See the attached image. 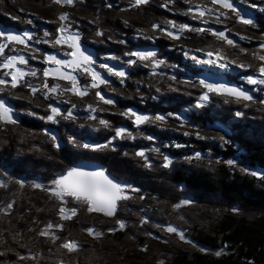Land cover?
<instances>
[{"label":"trees","instance_id":"1","mask_svg":"<svg viewBox=\"0 0 264 264\" xmlns=\"http://www.w3.org/2000/svg\"><path fill=\"white\" fill-rule=\"evenodd\" d=\"M77 1L83 5L86 3L88 9H92L89 10L91 16L97 19L89 24L92 27L91 40L83 41L85 34L80 25L72 23V30L79 31L88 48L106 56L113 55L116 58L113 63L125 65L129 75L123 84L118 83L120 91L113 92L119 93L118 107L104 105L96 98L83 101L99 109L102 107L103 113L100 111V116L96 114L97 120L103 115L105 117L102 118L110 123L109 128L99 125L102 128L93 132H87L88 129L83 125L89 123L87 113L83 110L77 111L76 116L81 118L80 121L59 118L57 122H47L41 119L49 114V103H59L66 112L75 104L71 101L78 100V97H69L71 93H65L62 101L58 96L46 101L40 93L33 96L26 86H18L17 89L0 86L3 87L0 97L23 111L17 115L13 113L17 118L15 125H0V174L7 172L13 178L28 182L23 188L14 182L9 183L7 188H0V208L13 203L8 215L0 212V253H3L0 255V264H158V261H163V264H249V261L252 264H264V179L241 171L246 168L264 173V112L256 109V104L260 103L256 100L255 103H237L233 97L209 94L210 99L202 108L195 107L202 90L198 84L192 87L182 82L187 76L198 77L206 71L201 66L187 62L182 54L195 44H200L203 33L185 31L179 40L168 37L163 40L152 31L153 23H160L159 18L170 15L162 6L166 0H149L139 7H131L134 0ZM172 1L174 3H170V6L173 11L183 3L182 0ZM7 2L14 7L8 6V9L16 10L12 17L17 19H3L0 13V23L22 32L29 31L42 41L55 38L59 25L56 13L53 20L46 18L40 23L35 7L52 5L54 14V7L59 9L61 6L52 0ZM109 4L111 7L107 6ZM205 6L214 8L216 5L207 0ZM184 13V17L181 15L182 18L176 20L198 27L199 20L193 19V13L188 10ZM263 13L254 11L256 27L240 23L236 14L234 20H227L229 24L224 22V17H220V23L216 22L215 16H205L203 19L208 21L207 26L231 30L232 37L238 39L240 46L251 44L255 38L253 52L258 55L263 51L259 48L260 42L264 41ZM135 15L138 18L142 16L143 20L133 30L135 26L133 23L130 26L128 22ZM28 20L32 23L28 24ZM40 26L49 28L48 32L52 35L43 37L44 31ZM97 30L104 35L97 36ZM120 40L125 43H119ZM42 45L47 46L49 51L59 50L50 44ZM15 47L20 49L21 54L30 55L23 45ZM153 47L158 57L166 62L160 68L161 72L157 70V75H150V67L143 68L142 63L138 62L132 67L126 64L129 57L125 56V52ZM38 65L42 74L44 64L38 62ZM258 67L252 65L242 69L233 65L230 71L222 73L229 82L240 85L242 78L258 74ZM2 75L3 70H0ZM170 75H175L177 80H170ZM190 81L195 83L198 79ZM28 82L39 87L44 81ZM48 83L50 86L60 85L61 88L68 86L64 85L65 81L51 77ZM247 88L250 89V86ZM259 93V90L255 93L257 98ZM64 98L69 103H64ZM226 99L228 103L224 102ZM245 104L248 106L245 107ZM131 107L152 116L160 113L181 114L186 120V128L175 129L173 125L165 127L156 124L131 127V122L121 115ZM237 111L242 115L236 116ZM116 127H124L131 136L116 138L106 149L84 150L68 143L70 139L80 144L87 141L107 143L115 136ZM45 130L59 138V149L53 147L50 135L44 134ZM185 132L189 134L185 135ZM197 132L204 139L197 138ZM152 135L155 140L147 139ZM222 135L228 143L220 139ZM138 150L147 153L152 165L150 168L144 166L142 157L135 155ZM197 152L201 153L199 159L195 158ZM164 155H168L172 161L167 169L161 166ZM229 159L237 161L235 168L225 163ZM85 161L101 163L112 178L125 181L140 191L130 192L129 200L120 201L114 217L88 213L85 205L68 198L69 203L64 206L69 207L68 210L76 208L77 215L70 220H61L58 212L60 202L51 198L49 193L33 188L32 182L47 187L53 177ZM0 178L8 180L5 176ZM140 196L144 199H139ZM184 197H190L192 203L174 208L173 205L180 203ZM141 218H148L149 223L141 225ZM116 219L123 220L126 228L119 229ZM49 222L63 225L62 229L50 230L59 237L55 242L37 234ZM158 224H170L182 230L196 247L184 243L174 233L165 232L163 227L156 226ZM88 227L101 235L89 236L86 231ZM110 228L117 230L110 232ZM66 241H75L78 248L73 252L61 248L60 244ZM143 246L149 250L140 251ZM201 249L210 251L203 252ZM216 251H222V254L216 256ZM19 256H25L26 259L21 261Z\"/></svg>","mask_w":264,"mask_h":264},{"label":"snow or ice","instance_id":"2","mask_svg":"<svg viewBox=\"0 0 264 264\" xmlns=\"http://www.w3.org/2000/svg\"><path fill=\"white\" fill-rule=\"evenodd\" d=\"M52 2L56 5L61 6H74L75 0H52ZM149 2V0H134L131 4V7H139L141 5H145ZM212 5H218L219 9L230 10L232 13H235L239 18V22L244 25H251L252 27H256V24L252 18H244L243 14L239 12L232 0H211ZM111 7V5H107ZM166 6V5H162ZM217 8H209L203 7L201 5H196L194 8L189 7L188 12L193 13V19H200L201 23L207 24L208 21L203 19L205 15L211 17H216V22L220 23V17L227 18V13L225 11H219ZM59 25L55 31V38L53 40L44 39L41 41L40 39H36L33 33L29 31L23 32H11L4 29H0V70H3V75L0 76V86L10 87L11 89H17L18 86H26L30 93L35 96L37 93H40L44 100L51 101L56 96L63 95L65 93H71L76 97H85L89 94L90 90H96L94 95L100 102L104 105H114L115 101L112 98L106 97L105 94L100 90L101 86L110 85L111 81L106 79L100 71L97 70V61L96 59L88 53L82 46L81 40L82 37L79 31L72 30V21L67 12H61L58 16ZM28 24H31L32 21L28 20ZM127 24V21H125ZM153 31L158 30L164 36L172 39L179 40L181 38V33L185 31H194L197 33H205L208 32L212 36L216 37L220 41H224L228 46L233 48L237 47L234 41L227 37L225 31H216L211 28L204 27H196L192 28L188 24H179L177 25L174 21L168 20L167 26H163L160 23H153L151 25ZM175 30V31H174ZM50 34L48 31H44L43 37L48 38ZM97 36H103L104 33L100 30L96 32ZM150 38V37H145ZM244 39V37H241ZM35 40L37 44L43 42L45 44H50L52 47H66L63 52V58L58 57L56 54H43V60L41 61L45 67L42 70V74L44 82L39 86H34L29 83L26 77H38L40 73V69L37 68H25L20 67L21 65L27 66L29 64V60L25 58L23 54H20L18 49L15 47L16 45H23L25 49L30 48L31 41ZM119 43H125V41L120 40ZM259 48L264 50V41L260 42ZM8 50L9 53L6 54L5 50ZM241 51H244L241 49ZM194 52H201L203 58L197 56L195 54H190L189 51L184 52V56L186 59H190L194 65L197 66H211L218 68L222 71H227L228 68L235 65L237 68L247 69L252 67V65H247L243 63H238L236 60L228 59L222 53V50L217 48L215 50H203V49H195ZM32 53H39V49L31 48V59H39L38 55H32ZM261 63L259 67L256 69L258 73V77L254 75H248L245 77L246 83L249 85H264V55H256L253 53ZM125 56L129 57L126 61V64L129 67L136 65L138 62L142 63L144 67L151 68L150 75H157V69L166 65V62L163 59H158V53L156 51H143V50H133L125 52ZM134 58V59H133ZM108 59H116L115 57H109ZM99 69L106 70L108 76H115L120 79V82L123 84L125 80L128 78V72L124 68H116L115 66H110L107 63H99ZM76 73H80L84 79L85 83L81 84L79 76ZM58 78L59 80L67 81L68 85L61 88L60 85H52L50 86L48 83V78ZM170 80L176 81L177 78L175 75L169 77ZM182 83L185 85H191L192 87H197L202 90L198 99L195 103L196 108H202L206 102L209 101V94H216L226 97H233L235 102L239 103L241 101L244 102H253L255 103L254 97L250 94L249 91L244 90L242 87H238L235 85H230L227 83H216L210 82L206 79H199L197 82H192L190 80H185ZM3 87H0V91L3 90ZM158 90V89H157ZM176 89H173L175 91ZM228 103L229 101L226 99L224 101ZM64 103H69L68 100H65ZM261 105H264V99L259 100ZM248 105L245 104V107ZM76 108L75 104H72L66 112L64 109L60 108L57 105L52 103L48 104L49 114L46 117H41V119H46L47 122H55L57 118H62L64 120H75L76 117L74 115V109ZM13 108L9 106L5 99L0 97V125H15L17 120L13 115ZM87 111L89 112L88 119L92 121L97 120V116L95 113L99 111H103V109H99L97 107H93L92 105L87 106ZM34 115V113H31ZM122 116L127 117L131 120L132 124L139 128V126L144 125L146 123H154L156 121L166 122L167 116H174L176 120H181V116L179 114L168 113L167 116L164 114H157L155 117H150L147 114L137 113L132 109H128L121 113ZM242 113L237 111L236 116H241ZM99 125L104 128H109L110 123L105 119L98 120ZM183 126V125H181ZM115 136L108 140L106 144H97V143H83L80 144L78 141L74 139H70L69 143L75 145L76 147H80L84 150L98 151L101 149H106L110 145H112L113 140L116 138H124L126 136H131V133L127 131L124 127H116L114 129ZM44 134L46 136L50 135V139L53 143V147L59 149L60 143L59 138L55 136V134H50L47 130H45ZM185 135L189 133L185 132ZM197 138L204 139L203 136L200 135L199 132L196 133ZM147 139L151 140L152 137H147ZM220 139L224 141V143H228V140L225 139V136H220ZM115 151V148H113ZM152 151H159L158 149H152ZM136 156L142 157L145 161V167H151V162L149 158L146 156L144 150H138L135 153ZM201 153L197 152L195 154V158L199 159ZM191 159V157H189ZM172 161L168 155L163 156V164L161 165L163 168L167 169L170 167ZM227 165L235 168L237 166V161L234 159H229L225 162ZM241 171L248 172L250 175L257 177L259 179H264V173H258L253 170H249L246 168H242ZM0 176L8 177V180L0 178V188H7L8 184L14 182L16 185H19L21 188L25 187V184L28 183L26 180L21 178H13L7 172L0 174ZM32 187L40 189L41 191H45L49 193L50 197L58 200L61 206L58 209L60 219L61 220H70L73 216L77 215V209L72 208L70 210L66 209L64 205L69 203L68 198H72L78 204H83L86 206V210L88 213H102L105 217H114L118 211V206L120 201H127L131 197L129 192L137 193L140 189L133 187L127 183H121L119 180H115L110 178V176L103 169H94V170H85L84 168L71 166L65 172H62L58 176L53 177L50 180L49 185L46 187L41 183L32 182ZM139 199L143 200L144 197L140 196ZM192 201L190 199H184L180 203L174 204L173 207L178 209L181 205L191 204ZM13 209V203H7L4 208H0V212H4L5 215H8L10 211ZM70 211V214H68ZM234 211H238V209H234ZM116 225L119 226V229H125L126 223L121 219L115 220ZM149 223L148 218H141L140 224L145 225ZM157 227H163V230L169 234H176L181 241L184 243L192 244L193 247L196 245L187 239L184 232L172 225H156ZM62 224H53L49 222L43 229H41L37 234L42 237H49L53 242L59 239L54 233L50 230L52 229H62ZM30 231L32 229H29ZM116 228H110V232L116 231ZM89 236H100L101 233L95 232L92 227H88L86 229ZM60 247L63 249H67L68 252H73L78 248V244L75 241H66L60 244ZM149 249L147 246H143L140 248V251L146 252ZM203 252H208V249H201ZM216 256H220L222 251H216L214 253ZM3 255V253H0ZM28 259H32V257H27ZM19 260L23 261L26 259L25 256H19ZM158 264H163V261H158ZM249 264H252L249 261Z\"/></svg>","mask_w":264,"mask_h":264},{"label":"rangeland","instance_id":"3","mask_svg":"<svg viewBox=\"0 0 264 264\" xmlns=\"http://www.w3.org/2000/svg\"><path fill=\"white\" fill-rule=\"evenodd\" d=\"M164 1V0H163ZM182 2L183 3H181V5H179L177 8H176V11H173L172 10V8H171V4H173L174 3V1H170V0H166L165 1V3L166 4H163V5H166V6H163L164 7V9H166V11L170 14V15H168L167 14V16L166 17H161V18H159V21H160V23L163 25V26H167V21L168 20H172V21H174L177 25H179V24H181L179 21H177L176 19H180V18H182V16L185 14L184 12L185 11H187L188 10V8L191 6V7H195L196 5H201V6H203V7H206L205 5H206V2H207V0H182ZM232 2H233V4L234 5H241V6H244L245 8H247V9H250L251 11H250V13L253 15L254 14V11H257V12H260V11H263L264 12V0H248V1H238L237 2V0H232ZM99 2H97V4H98ZM171 3V4H170ZM205 4V5H204ZM105 5V4H104ZM6 6V7H5ZM8 6H11V7H13L10 3H8L7 2V4H6V0H0V13H1V15L3 16V19H8V20H10V21H13L14 19H17V18H15V17H12V14H15V11L16 10H12V8H10V9H8ZM41 7H44V10H41ZM51 7H52V5H46V6H37V7H35V10H36V13L40 16V17H38L37 15V19H39L40 20V23H41V21L42 22H44L43 20L44 19H54L56 16V22H58L59 23V21H58V16H59V13H61V12H67L68 14H69V16H70V18H71V21H72V23H74V24H77L78 26L80 25L81 27H82V30L84 31V34H85V37H84V39H83V41L85 40V39H92L91 38V35H92V33H90V31L92 30V27L91 26H89V24H91V23H93V22H95L96 21V19L97 18H95V16L94 17H92L91 15H92V13H90L91 11H89V10H92L91 8H89L88 9V6H87V4L85 3L84 5L82 4V2H79V1H77V0H75V4H74V6H64L63 8L61 7V8H56V7H54V14H53V10L51 9ZM3 8V9H2ZM14 8V7H13ZM214 8H217V9H219V6L218 5H216ZM185 9V10H184ZM184 11L182 14H178L177 15V13L178 12H180V11ZM219 10H221V11H225L226 13H227V19L224 17L223 18V20H224V22H228L227 20L229 19L230 21H232V20H234V15H235V13H232L230 10H224V9H219ZM254 10V11H253ZM97 11H99L98 9H97ZM55 13H56V16H55ZM172 13V14H171ZM264 14V13H263ZM35 15V14H34ZM182 15V16H181ZM205 16H207V15H205ZM97 17V16H96ZM158 17H160V16H157V18ZM184 17V16H183ZM256 18V15L254 14V18H253V20H254V22H255V19ZM23 20H24V18H22ZM132 19L133 20H131V22H128L129 23V25H130V23H133V26H135L134 28H133V30L134 29H136L137 27V23H139V22H141L142 20H143V17L142 16H140L139 18L138 17H136V15L135 16H133L132 17ZM239 19V18H238ZM199 21H198V23H200V24H198V27H204V28H206L207 27V24H203V23H201V20L200 19H198ZM127 21V20H126ZM36 22H39V21H36ZM101 22V21H100ZM9 23V22H8ZM230 22H228V24H229ZM0 24H2V25H4V26H7L6 25V23H0ZM131 26V25H130ZM192 28H196V27H194V25H190ZM208 26H210V25H208ZM41 27V26H40ZM122 27V26H121ZM214 27V26H213ZM15 28V27H14ZM42 28V27H41ZM122 28H124V27H122ZM214 28H216V29H224V31L226 32V33H228L229 34V36H228V38H230V39H232L233 41H234V43L237 45V47H235V48H233V47H231V46H228L224 41H220V40H218L216 37H214V36H212L210 33H208V32H205V33H203L202 34V36H203V39H202V42L200 43V44H195L194 46H192L188 51H189V53L190 54H195V55H197V56H200L201 58H203V56H202V53L201 52H194V50L195 49H203V50H215V49H217V48H219V49H221L222 50V53L225 55V56H227V58L228 59H231V60H236L238 63H243V64H248V65H254V66H259L260 65V61L258 60V59H256V56H254L253 55V48H254V43H253V40H255V38L252 40V43L251 44H247V45H242V46H240L239 44H238V42H237V40L238 39H235V38H233L232 36V31L231 30H229V29H226V28H219V27H214ZM16 29V28H15ZM124 29H127V30H130L129 28H124ZM16 30H18V29H16ZM42 30L43 31H48L49 30V28H46V29H44V28H42ZM152 31H153V29H151ZM19 31V30H18ZM74 31V30H73ZM175 31V30H174ZM19 32H22V31H19ZM154 32H156V34H158L159 35V37H161L163 40H166L167 39V37L166 36H164L162 33H160L158 30H156V31H154ZM86 34H87V36H86ZM156 34H154V35H156ZM206 34H208V35H211V36H206L205 37V35ZM183 36V33H181V37ZM258 36V35H257ZM206 38H209V39H206ZM260 38V37H259ZM42 41V40H41ZM82 40H81V43L84 45V47H86V48H88V46H86V44L83 42ZM207 42V43H206ZM218 42H220V44H218V45H216V43H218ZM224 44H223V43ZM32 45H34V47H35V49H39V53H32V55H38V56H40L39 57V59H31V55H24L25 56V58L26 59H28L29 60V64L27 65V66H24V65H21L20 67H23V68H25V70H27V68H37V69H39V65H38V62H40L41 63V65H43V63L41 62L43 59H41V57H42V54H44V53H48V54H54V53H60V54H62L63 55V52L65 51V50H68V49H66V47H61V46H57V49H59V50H54L55 52H52V51H49V50H47V46H43L42 45V43L43 42H41V43H39V44H37L34 40L33 41H31L30 42ZM43 44H45V43H43ZM223 45V46H220V45ZM46 45V44H45ZM90 49V48H89ZM150 49H153L154 51H155V47H153V48H150ZM241 49H243L244 51H241ZM20 49L18 48V51H19ZM26 50H29L30 52H31V50H30V48L29 49H26ZM90 50H92V49H90ZM6 51V50H5ZM92 51H94V50H92ZM44 52V53H43ZM95 53H96V56H97V70L98 71H100L101 73H102V75L105 77V78H109V80L111 81V84L110 85H104V86H101V88H100V90L102 91V93L103 94H107V95H109L110 96V98H112L114 101H115V105H113V106H116V107H118V94L119 93H117L116 92V94L115 93H113V92H115V91H120V85L118 84V83H120V79H118L117 77H115V76H108V74H107V72H106V70H104V69H99L98 68V65H99V63H104V61L106 62V63H110V62H115V59H108L109 57H114L113 55H111V54H109V55H103L102 53H98V52H96V51H94ZM6 54H13V53H7V51H6ZM21 54V53H20ZM183 55V58H185V56H184V53L182 54ZM258 55H264V50L262 51V53H260V54H258ZM250 57H251V60H250ZM157 58L158 59H161V58H159L158 56H157ZM186 59V58H185ZM187 62H189V63H191V64H193V62L190 60V59H187ZM255 62V63H254ZM137 65V64H136ZM194 65V64H193ZM135 66V65H134ZM142 66H143V64H142ZM195 66V65H194ZM197 66V65H196ZM44 67H45V65H44ZM203 69H205V70H209V69H212L213 71L215 70V72H228V71H230V69H231V67L230 68H228L227 69V71H222V70H220V69H218V68H215V67H211V66H207V65H203V66H201ZM143 68H144V66H143ZM146 68V67H145ZM124 69L128 72V70L126 69V67L124 66ZM151 69V68H150ZM160 70V68L158 69V71ZM160 72H161V70H160ZM77 74V76H79V78H82L80 81H81V84H83V83H85V81L83 80L84 79V77L80 74V73H76ZM160 75H162V73L160 74ZM188 75V74H187ZM170 76H172V75H170ZM170 76H168V77H170ZM226 76V75H225ZM254 76H257L258 77V74H256V75H254ZM51 78H53V77H51ZM190 78V79H189ZM26 79H27V81H31V80H36L37 82L38 81H44V77H43V75L41 74V73H39L38 74V77H26ZM53 79H58V78H53ZM187 79H189V80H191V79H200V77L198 76L197 77V75H195L194 77H192V76H187L186 77V79L185 80H187ZM242 83L240 84V86L241 87H244V88H246V89H248L247 87H249L250 86V92L254 95V99L256 100V101H258L259 102V100H261V99H264V85H256V86H253V85H249V84H247L246 83V80H245V78H242ZM229 82V81H228ZM231 83V82H230ZM233 83V82H232ZM57 84V83H56ZM64 85H68V82L67 81H65V83H64ZM68 86H70V85H68ZM64 86H62V88H63ZM258 90L260 91V93H259V98H257L256 96H255V93L256 92H258ZM95 91L96 90H90V92H89V94L87 95V96H85V97H83V98H81V97H78V100H75V101H71V103H75L77 106H76V108L74 109V110H76V112L74 113V115H75V117H76V121L78 120V121H80V119L81 118H79L78 116H76L77 115V111H80V110H83L85 113H87L86 114V116L88 117L89 116V113H88V111H87V104L89 105L90 103H85V102H87V100H89V99H91V98H93V99H95L96 97H95V95H94V93H95ZM115 95V97H116V99H115V97L113 96V95ZM64 95V94H63ZM63 95H60V96H58V98L60 99V101H62V96ZM71 96H74V95H72V94H70V96L69 97H71ZM76 97V96H75ZM87 97V98H86ZM232 98V97H231ZM65 100L67 99V98H64ZM87 99V100H86ZM96 99H98V98H96ZM81 101H82V103H81ZM83 101H85V102H83ZM12 108H13V113L14 114H16V113H22L23 111L22 110H19V109H17L14 105H12L11 103H9V102H7ZM78 103H80L79 105H78ZM85 103V104H84ZM40 104H44V103H40ZM54 105H57V106H59L60 104L59 103H55ZM83 105V106H82ZM44 108H45V106H43ZM60 107V106H59ZM259 107V108H258ZM262 107L264 108V105H261V104H256V109H259V111L261 112H264V109H262ZM47 108V107H46ZM45 108V109H46ZM61 108V107H60ZM63 109V108H62ZM101 109H102V107H101ZM128 109H132V110H134V111H136L137 113H142L140 110H138L137 108H134V107H131V108H128ZM127 109V110H128ZM101 113H103V111H101ZM99 115L100 116V111L99 112H97V113H95V115ZM105 114V113H104ZM142 114H146V113H142ZM160 114H163V113H160ZM175 114H177V113H175ZM17 115V114H16ZM147 115H149L150 117H155V116H152L151 114H149V113H147ZM165 116H167L166 114H164ZM180 116H181V120H176L175 118H174V116H167V120H166V122H159V121H156V122H154V123H146V124H144V125H153V124H156V125H160V126H167V125H173V127H175V129L176 128H180V129H185L186 128V120H185V118L183 117V115H181V114H179ZM103 118L105 117V116H103V115H101ZM101 117V119H103ZM57 119H59V117L57 118ZM126 119H127V121H129V122H131V120L130 119H128L127 117H126ZM55 122H57V120L55 121ZM87 122H89V123H87L88 125H86V124H83L88 130H87V132H93V131H96L97 130V128H102V127H100L99 126V124H98V120H96V121H92V120H89L88 119V121ZM144 125H141V126H139V127H143ZM181 125H183V126H181ZM131 127H136V126H134L133 124H132V122H131ZM94 128V129H93ZM96 129V130H95ZM86 131V130H85ZM129 132V131H128ZM88 134H90V133H88ZM62 135H65L64 133L62 134ZM201 136H203L202 134H201ZM150 137H152L153 139H151V140H155V136L154 135H152V136H150ZM108 142V141H107ZM69 143V142H68ZM87 143H90V144H92V143H97V144H106V143H101V142H93V141H87ZM209 153V152H208ZM145 154L147 155V153L145 152ZM206 157V156H205ZM207 158V157H206ZM39 183V182H38ZM130 193V192H129ZM187 197H184V199H186ZM190 198V197H189ZM183 199V200H184ZM182 200V201H183ZM66 207V209H68L69 207H67V206H65ZM68 214H70V211H69V213ZM102 214V213H101ZM103 215V214H102Z\"/></svg>","mask_w":264,"mask_h":264},{"label":"water","instance_id":"4","mask_svg":"<svg viewBox=\"0 0 264 264\" xmlns=\"http://www.w3.org/2000/svg\"><path fill=\"white\" fill-rule=\"evenodd\" d=\"M235 6V8L239 11V12H241L242 14H243V16H244V18H254V15H252L251 13H250V9H247V8H245L244 6H241V5H234ZM206 28H211V29H213V30H216V31H224V29L222 30V29H216V28H214L213 26H207ZM0 29H4V30H7V31H11V32H19L18 30H16L14 27H10V26H4V25H2V24H0ZM226 33V32H225ZM226 35H227V37L229 36V34L228 33H226ZM30 43V42H29ZM30 46H34V45H32L31 43H30ZM82 46H83V48L88 52V53H90L96 60H97V56H96V53L94 52V51H92V50H90L89 48H86V47H84V45L82 44ZM138 50H143V51H154L153 49H150V48H145V49H138ZM54 54H56V55H58V57H60V58H63V55L62 54H60V53H54ZM107 64H109L110 66H115L116 68H124V66H122L121 64H118V63H113V62H110V63H107ZM200 79L201 78H203V79H206V80H208V81H210V82H216V83H227V84H230V85H235V86H238V87H241V86H239V85H237V84H234V83H230V82H228V80H227V78H226V76H225V74H223V73H221V72H212V73H206V72H202L201 74H200ZM106 79H108L109 80V78H106ZM244 90H246V91H249L250 92V90L249 89H246V88H244V87H242ZM250 94L254 97V95L250 92ZM106 95V97H109L110 98V96L109 95H107V94H105ZM8 104V103H7ZM9 105V104H8ZM10 106V105H9ZM15 117V119L17 120V118H16V116H14ZM75 166H77V167H81V168H84L85 170H94V169H103V170H105V168L103 167V165L101 164V163H98V162H94V161H85V162H82V163H78V164H76ZM106 171V170H105ZM106 173L108 174V172L106 171ZM109 175V174H108ZM110 176V175H109ZM110 178H112L111 176H110ZM114 179V178H113ZM115 180H117V179H115ZM120 181V180H119ZM121 183H127V182H125V181H120ZM127 184H129V183H127ZM129 195L131 196V194L129 193ZM186 199H190V198H186Z\"/></svg>","mask_w":264,"mask_h":264},{"label":"flooded vegetation","instance_id":"5","mask_svg":"<svg viewBox=\"0 0 264 264\" xmlns=\"http://www.w3.org/2000/svg\"><path fill=\"white\" fill-rule=\"evenodd\" d=\"M30 48H35L34 46H30ZM52 52H55V51H52ZM48 54V53H47ZM134 59V58H133ZM104 63H106L105 61H104ZM125 66V65H124ZM126 67V66H125ZM40 69V68H39ZM126 69H127V67H126ZM158 70V69H157ZM206 71V73H212V72H214V71H208V70H205ZM77 75V74H76ZM82 78H80V80H81ZM84 81H85V79H83Z\"/></svg>","mask_w":264,"mask_h":264}]
</instances>
